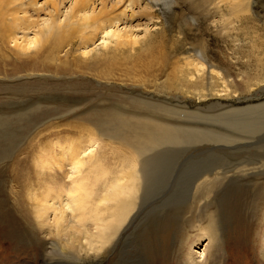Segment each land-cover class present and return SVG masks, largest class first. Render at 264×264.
Masks as SVG:
<instances>
[{"label":"rangeland","instance_id":"obj_1","mask_svg":"<svg viewBox=\"0 0 264 264\" xmlns=\"http://www.w3.org/2000/svg\"><path fill=\"white\" fill-rule=\"evenodd\" d=\"M171 1L154 12L133 8L132 29L145 26L148 14L154 19L147 42L113 48L96 39L87 56L74 52L65 66L45 60L44 54L42 62L12 56L0 60V264H179L187 251L181 243L198 238L188 225L197 211L196 192H201L192 183L203 172L264 163V0ZM82 63L92 66L81 69ZM201 66L203 74H197L194 69ZM30 70L55 79L25 83L17 78ZM74 73L86 80L66 79ZM132 98L168 108L188 139L148 148L139 156L140 162L149 161L146 184L127 218L129 225L112 245L98 255L95 250H52L54 237L39 231L34 205L45 189L69 185L68 148L80 152L94 140L96 160L104 168L118 173L125 166L121 159L132 155L131 146L138 142L133 128L125 132V126L91 122L86 116L111 106L130 110ZM247 108L254 110L235 113ZM206 130L242 136L249 143L235 150H208L197 134H188ZM123 135L128 144L120 139ZM258 172L209 189L208 212L217 230L225 221L220 264H264L248 252L257 207L253 192L264 187V166ZM206 240L192 245L193 260L203 263Z\"/></svg>","mask_w":264,"mask_h":264},{"label":"bare ground","instance_id":"obj_2","mask_svg":"<svg viewBox=\"0 0 264 264\" xmlns=\"http://www.w3.org/2000/svg\"><path fill=\"white\" fill-rule=\"evenodd\" d=\"M160 4L168 8L172 5V1L0 0V60H3L5 56H12L13 59L17 57L23 61L42 62L40 57L44 54L45 60H56L60 65L64 64L65 66L70 64L69 58L74 52L80 53V56H87L92 51L90 45L96 39H100L99 44L101 46L109 44L113 48L147 42L150 38L148 31L150 27L155 25L154 19L148 17V14L146 15L147 24L145 26L140 29L136 27L132 29L130 24L136 20L131 18L133 8L138 5L137 9L140 12H154V8ZM88 46L91 50L87 49ZM107 47L109 48V46ZM59 52H62V56H57ZM75 62L77 61L74 60L71 63ZM111 62L104 64L112 66L110 65ZM91 66L82 63L81 69H88ZM194 71L197 74H203V66L194 69ZM76 73L73 74L75 77L70 76L66 79L86 80L83 75ZM17 78L25 83L55 79L54 75H45L33 70L25 72L24 76ZM192 79H194L193 75H190V80ZM133 98L129 101V103L131 102L130 110L115 109L111 106L104 112L99 111L98 113L96 110L97 113L86 116V119L91 122L101 123L105 121L118 127L125 126V132L133 128L131 131H134V140L138 142L131 146L135 152L121 159L125 166L122 165L118 173H112L104 168L96 160L93 149L96 143L94 140L88 141L80 152L68 148L66 155L68 156L69 172L67 179L69 185L66 189L59 185L55 188H49L50 190L45 189L44 197L37 200L38 202L34 205L35 210H33L32 216L36 219V224L42 227L39 231L43 233L47 230L49 235L54 237V240L50 242L52 250L55 247L61 248L63 251L67 249L74 252H77L76 249L79 251L85 249L86 252L95 250L94 254L98 255L104 247L112 245L118 239L120 232L129 225V222L126 223L127 218L134 206L138 205L141 198L140 192L146 184V166L149 161L145 159L144 162H140L139 156L144 154L148 148L172 146L184 141L185 138L188 139L182 129L174 124L173 117L175 114L168 108L150 103L145 104ZM251 110L254 109L247 108L235 111V113L241 115ZM117 132L113 133L118 135ZM189 132L188 134H192L193 137L197 134L199 141L205 144L208 150H235L238 147L247 146L249 143L248 139L242 136L230 137L227 134L209 130L197 131L196 133ZM120 139L128 144L126 143L128 141L127 136L123 135ZM130 143L132 142L130 141ZM135 145L139 146L135 148ZM44 162L46 163L43 166L48 168V161ZM253 165L254 163H243V166L230 171L205 172L209 175L212 174V177H208V175L202 178L201 175L205 174L203 172L192 183V187L195 184V190L201 192H196L197 194L200 193L197 201L195 200L198 203L197 211L196 215L192 214L188 225L198 238L191 240L192 237H188L183 241L186 243H181V246H187V251L182 253L184 258L178 262L179 264H215L218 259L220 264L224 255L221 248L225 228L223 222L225 221H221V229H218V232L216 218L209 215L208 212V197L210 195L208 192L211 187L217 184L222 186L224 182L254 177L259 174V172H255L260 170L264 163H260L259 167ZM108 176L113 177L106 179ZM199 179L201 181H198ZM100 186L103 188L100 192L102 194L99 195L98 188ZM253 193L257 207L256 211L252 213L253 221L249 226L250 246L248 252H255V258L257 256L258 260L264 262V248H262L264 247V187L261 190H255ZM222 206L224 208L226 204ZM49 215L52 218H49ZM220 216H223L222 209ZM202 238L207 239L205 246L207 250L203 249L206 253L202 256L203 263H200L193 260L189 255L194 253L191 248L192 245ZM43 239V244L46 246L49 241L44 236ZM188 248H190L189 253ZM257 249L259 253H256L255 250Z\"/></svg>","mask_w":264,"mask_h":264}]
</instances>
